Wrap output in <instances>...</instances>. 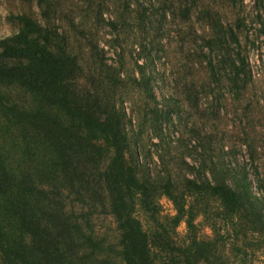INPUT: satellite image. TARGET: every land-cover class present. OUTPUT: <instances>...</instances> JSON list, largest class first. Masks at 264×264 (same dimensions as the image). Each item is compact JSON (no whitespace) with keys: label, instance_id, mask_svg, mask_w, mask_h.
<instances>
[{"label":"trees","instance_id":"16d2710c","mask_svg":"<svg viewBox=\"0 0 264 264\" xmlns=\"http://www.w3.org/2000/svg\"><path fill=\"white\" fill-rule=\"evenodd\" d=\"M14 18L19 31L0 39V264H253L264 252V200L249 175L232 184L220 169L180 191L171 178L140 177L124 111L72 80L77 58L53 45L49 28ZM230 68L237 78L235 61ZM159 196L175 214L162 213ZM99 200L117 236L97 230ZM199 214L212 237L198 235Z\"/></svg>","mask_w":264,"mask_h":264},{"label":"rangeland","instance_id":"374dc122","mask_svg":"<svg viewBox=\"0 0 264 264\" xmlns=\"http://www.w3.org/2000/svg\"><path fill=\"white\" fill-rule=\"evenodd\" d=\"M18 14L76 56V84L124 111L140 177L171 178L180 191L220 169L232 184L247 173L264 200V0H0V39L19 31ZM158 201L175 214L168 197ZM136 215L148 225L139 207ZM94 222L118 235L101 200ZM211 222L197 216L199 236L214 235ZM177 231L184 236L186 223ZM253 264H264V252Z\"/></svg>","mask_w":264,"mask_h":264}]
</instances>
